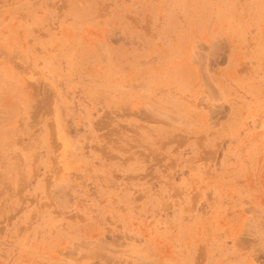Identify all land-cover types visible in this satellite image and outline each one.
Wrapping results in <instances>:
<instances>
[{
	"label": "rangeland",
	"instance_id": "374dc122",
	"mask_svg": "<svg viewBox=\"0 0 264 264\" xmlns=\"http://www.w3.org/2000/svg\"><path fill=\"white\" fill-rule=\"evenodd\" d=\"M0 264H264V0H0Z\"/></svg>",
	"mask_w": 264,
	"mask_h": 264
}]
</instances>
